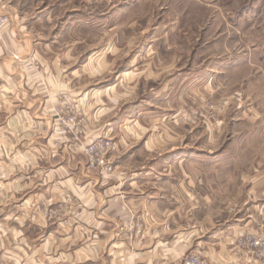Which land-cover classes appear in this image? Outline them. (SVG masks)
Instances as JSON below:
<instances>
[{
    "label": "rangeland",
    "instance_id": "obj_1",
    "mask_svg": "<svg viewBox=\"0 0 264 264\" xmlns=\"http://www.w3.org/2000/svg\"><path fill=\"white\" fill-rule=\"evenodd\" d=\"M7 1L0 0L5 34L13 12L40 49L55 52L15 56L28 75L60 55L71 70L84 68L82 105L64 102L55 125L80 144L86 173L112 176L121 159L133 160L126 170L135 174L157 171L170 178L164 198L175 226H195L202 237L222 233L264 261V231L242 219L264 206V0H12L13 9ZM115 102L116 115L101 120L117 133L89 142L95 114ZM67 109L78 114L80 140L61 124ZM100 139L116 147L109 173L88 167L85 146ZM139 220L136 234L145 229ZM193 255L209 264L203 251L186 252L182 264Z\"/></svg>",
    "mask_w": 264,
    "mask_h": 264
},
{
    "label": "crops",
    "instance_id": "obj_2",
    "mask_svg": "<svg viewBox=\"0 0 264 264\" xmlns=\"http://www.w3.org/2000/svg\"><path fill=\"white\" fill-rule=\"evenodd\" d=\"M10 18L12 30L0 44V264H182L188 251H203L209 264H264L230 246L233 238L222 233L202 237L195 226L178 220L175 226L164 198L169 177L126 170L132 159L115 160L120 172L109 177L86 173L80 144L55 125L64 102L82 105L84 68L71 70L58 55L44 60L39 75H28L15 56L55 52L40 49L13 12ZM106 110L89 124V142L117 133L101 120L116 115V102ZM139 219L145 229L136 234ZM242 219L254 225L249 230L264 231V206ZM245 229L243 224L236 234Z\"/></svg>",
    "mask_w": 264,
    "mask_h": 264
},
{
    "label": "built area",
    "instance_id": "obj_3",
    "mask_svg": "<svg viewBox=\"0 0 264 264\" xmlns=\"http://www.w3.org/2000/svg\"><path fill=\"white\" fill-rule=\"evenodd\" d=\"M8 16L2 11V5L0 3V43L5 41V30L8 26ZM21 62L20 58H16ZM30 67L35 70H39L36 58H31L28 62ZM29 67V68H30ZM30 68V69H31ZM64 117H61V124L68 129L70 134H73L75 139L80 140L83 134L82 126L78 122L77 112L61 111ZM116 149L113 141L107 139H100L89 146H85V154L88 157V167L90 170L100 171V173H109L113 170V164L110 162V154ZM50 216H55V211H50ZM255 244L260 245V242ZM264 256V255H263ZM183 264H207V262L200 256H189L185 259Z\"/></svg>",
    "mask_w": 264,
    "mask_h": 264
}]
</instances>
